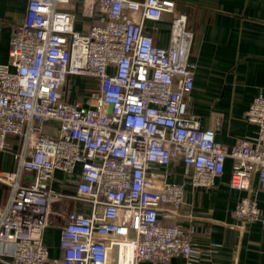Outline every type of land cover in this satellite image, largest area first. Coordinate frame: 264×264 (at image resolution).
<instances>
[{
	"label": "built area",
	"instance_id": "2783aa9c",
	"mask_svg": "<svg viewBox=\"0 0 264 264\" xmlns=\"http://www.w3.org/2000/svg\"><path fill=\"white\" fill-rule=\"evenodd\" d=\"M77 7L76 0H29L9 60L0 62V153L13 150L16 159L14 170L0 171L10 189L0 205L10 264L190 261L193 229L177 220L186 186H214L228 159L229 186L247 192L234 216L264 227L252 188L257 176L264 191V93L246 112L256 133L229 146L217 139L222 116L205 127L190 110L193 32L175 0H84L81 14L96 19L85 30L76 28ZM165 14L173 15L167 47L147 28ZM71 76L91 77L93 86L74 99ZM174 161L185 166L182 182L160 172ZM64 201L89 212L74 205L55 214ZM54 214L65 217L57 257L44 234Z\"/></svg>",
	"mask_w": 264,
	"mask_h": 264
},
{
	"label": "crops",
	"instance_id": "0c3cea01",
	"mask_svg": "<svg viewBox=\"0 0 264 264\" xmlns=\"http://www.w3.org/2000/svg\"><path fill=\"white\" fill-rule=\"evenodd\" d=\"M76 1L82 11L84 0ZM175 1L176 10L187 15L188 29L193 32L191 57L196 72L194 89L188 97L191 112L201 116L205 127L212 126L222 116L224 124L217 139L229 146L240 138L254 136L257 127L247 120L246 112L254 97L264 93V0ZM28 2L0 0V62L9 60L11 36L25 19ZM172 16L165 14L161 21L147 22L160 46L169 45ZM95 22L94 18L76 21V28L85 30ZM87 82L84 77L83 83ZM93 82L92 79V86ZM81 89L73 92L72 98L87 90ZM15 166L13 150L0 153V171H12ZM232 166L233 160L228 159L224 175L212 187L194 188L187 184V205L177 220L193 229V256L190 261L177 256L168 264H264V227L258 221L240 220L233 214V208L247 192L229 186ZM160 172H167L172 181L186 179L181 161L160 168ZM57 175L62 176L59 172ZM32 176L27 174L26 179ZM55 186L73 191L59 182ZM252 188L264 208V191L257 176L252 179ZM9 195V187L0 182V205L7 202ZM74 205L81 212H89L88 205L68 201L56 206L54 212L64 215ZM55 214L53 226L45 234L52 257L61 253L60 230L65 220L64 216L57 219ZM10 260L11 246L0 244V264H10Z\"/></svg>",
	"mask_w": 264,
	"mask_h": 264
},
{
	"label": "rangeland",
	"instance_id": "374dc122",
	"mask_svg": "<svg viewBox=\"0 0 264 264\" xmlns=\"http://www.w3.org/2000/svg\"><path fill=\"white\" fill-rule=\"evenodd\" d=\"M59 8L60 9H63V10H67V8L65 7V6H59ZM70 10H72V8L70 9ZM75 11L77 12V11H79V19L80 20H78V21H85V20H87V18H84L83 17V15L81 14V9L79 8L78 9V7L75 9ZM86 79H87V83L85 84V83H83V80H84V77H80V76H71L70 77V79L72 80L71 81V90H72V94H73V92H76V91H78L79 89H81V90H86V91H84V93L85 94H87L88 93V89L92 86L91 84H90V82L92 81V78L91 77H85ZM84 85H86V86H84ZM53 226V219H51V222H50V224L47 226V228H46V231H45V233L44 234H46L47 233V231L49 230V228L50 227H52Z\"/></svg>",
	"mask_w": 264,
	"mask_h": 264
}]
</instances>
